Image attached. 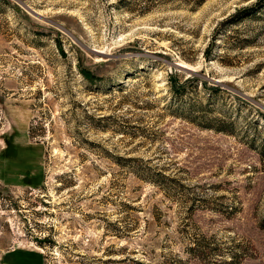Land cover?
Masks as SVG:
<instances>
[{"label": "rangeland", "instance_id": "obj_1", "mask_svg": "<svg viewBox=\"0 0 264 264\" xmlns=\"http://www.w3.org/2000/svg\"><path fill=\"white\" fill-rule=\"evenodd\" d=\"M0 264H264V0H0Z\"/></svg>", "mask_w": 264, "mask_h": 264}, {"label": "trees", "instance_id": "obj_2", "mask_svg": "<svg viewBox=\"0 0 264 264\" xmlns=\"http://www.w3.org/2000/svg\"><path fill=\"white\" fill-rule=\"evenodd\" d=\"M193 1H194V4L195 5H198L202 0H193ZM87 73H85L83 76L85 78H87V79H90V76L88 75L89 73L88 74ZM170 87L172 88V90H175V89L180 90V89H183L184 88L183 84H176L174 78H171V80H170ZM214 88L220 89L218 86H214Z\"/></svg>", "mask_w": 264, "mask_h": 264}]
</instances>
